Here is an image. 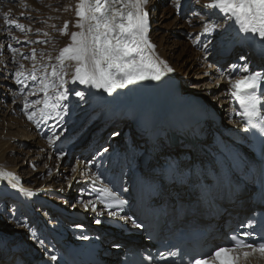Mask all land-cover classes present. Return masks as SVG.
<instances>
[{"label":"bare ground","instance_id":"1","mask_svg":"<svg viewBox=\"0 0 264 264\" xmlns=\"http://www.w3.org/2000/svg\"><path fill=\"white\" fill-rule=\"evenodd\" d=\"M21 1L22 0H0V38L3 35L4 30L6 31L7 28L4 23V13L8 12L12 19L23 24L26 29L25 32L22 33L15 28H11V30L15 32L13 34L19 42L17 43V54L29 57L28 59L23 57L21 60L18 58V64L16 63L18 65L17 69L20 68V65H23L24 68L22 71L25 72V76H28V74L32 72L33 66L35 65V74L38 77L35 82L31 79L22 78L24 80L22 86L36 89L39 86L40 78L45 76H47L49 80L58 83L56 78L51 76V66L58 64V62L53 61L52 58L55 59V57L59 55V51L71 43L70 34L72 32L80 31V29L74 26L79 19L76 16V6L79 0H66V9L70 10L69 15H66V22H68V29L65 38L66 41H64V43L61 42L62 46H60V49L54 54H52L48 48L46 49L43 47L45 43L43 36L45 34L43 35V33H39V31L36 30L37 28L34 26L36 23L33 25V20H31V18L43 19L49 17V12L46 13L47 10H45L48 9L46 8L48 0H41V3L37 5L30 4V2L25 4ZM5 2H8V4ZM162 2L165 1L163 0ZM209 2L210 0H203V3L201 4H192V12L199 13V15L195 16L197 18V22L200 24L201 29L197 32L198 34L195 35L191 43H189V47L186 44H181L182 47H179L180 43L178 44L173 43V41L171 42L172 46L177 45V47L181 48V53H185L190 59H186L184 56L181 57V59L178 57L174 59L172 57V53L175 51L176 46L172 48L171 45L169 46V37H171V34L167 38H164L162 35L154 42V38L159 36L157 31L162 28V26L156 27L157 25L159 26V24H155L154 22L151 26H149L148 38L150 42L155 45V55L166 61L173 69L172 72H165L160 80L148 79L137 81L133 84L126 85L123 88H118L113 93L109 94L103 89L98 91L96 88L80 85L78 82L71 83L73 74L71 65H73L74 62H66V64L69 65V68L65 70L67 71L65 80L68 81L65 84V88L72 91H69L67 100L60 101L61 105L67 107V113L64 115L63 122L60 123L59 126H57L58 118L41 120L39 113H37L39 126H37V124L33 123L32 121L28 122L29 120H26L25 122L21 121L22 124L21 122L18 123V121L14 120V118L10 116L12 110L9 111V114L2 117L3 119L1 121H5V124H3V122L0 123V169L14 173L19 178L20 187L29 190L32 193L34 192L42 198H46L48 195V197L53 199L51 202L54 204L60 203L61 205H64L65 202H67L73 196V194L75 195L76 201L73 202V211L78 218L72 219V222H66V236H70L69 244L78 245L85 239L86 236L89 237V239H93V237L96 236L103 237V234L106 235L104 238L107 236H109L107 238H111L116 234L120 236V233L117 230L110 231V235H108L109 230H111L108 225L109 216L104 211L103 206L97 203L98 212H93L91 209L85 211L83 204L78 203V201L81 200L87 201L92 199L91 196L95 192L93 189L95 188L98 190L102 187L100 181H96L95 183L91 181L83 182L82 179L90 178L92 180L91 173H97L95 168L96 159L99 161L105 160L110 172L114 173L115 171H118L119 167L116 168L117 166L113 162L114 156H116L115 153H117V156L120 155L126 157V155L131 152V146L133 145L130 143V141L135 140L136 143H142L145 140L147 131L145 128L135 129V127L139 126L136 119L138 114L147 116L148 111L144 110L151 102L152 91L163 86V84H157V82L162 81L165 83L169 78H175L182 82L184 79H186L183 84L181 83V86H183L184 90L186 91L185 95L191 94L194 97L202 100L210 115V118L205 120L203 127L199 128L198 133H195V129L197 128H187L188 133L190 134V140L195 142V152L193 154L181 148L184 144L180 139H178L181 136V130H175L174 133L172 132L168 134L165 140L160 138L157 141L154 150L146 153V155L149 157L148 167L154 168L158 172H161L163 169L167 171V166H169L171 169H178V166H176L177 161H181L183 167V178L180 180L178 175L175 172H172L174 184L168 189V195H173V197L171 196V201L173 203H176V200L174 199L177 197L178 192L182 190L184 191L183 197H190L186 187L178 186L177 182L182 181L185 184L186 181H189L188 175L189 167L192 163L190 162L191 158L194 159V164H196L200 173L203 175L206 169L213 171L219 166L225 165V161L228 158H231L233 154L244 156L245 153H248L249 148H251V137L242 127L239 116L236 115V101L230 95V85H220L218 80V68L219 72H224V65L226 63L230 64L227 67H230L231 65H237V58L234 55L239 53L241 56L246 57L245 62L248 63L249 66L257 69H264V52L260 51L261 46L256 48V45H261V41L258 38L254 47L236 43L232 37L234 33H236L235 30L237 29L238 25L233 19L226 17L225 14L220 13L218 10L205 7V5ZM180 3H182V6L184 3L187 4L188 0H180ZM157 6V4H152L151 2H149L147 5V10L149 11V16L151 15L152 20L154 19V11ZM173 6L175 5L172 0L168 2L167 5L162 7V9L164 12H173ZM177 13L179 12L177 11ZM176 17L178 18L177 14L175 15L174 19H176ZM149 20L150 19L148 17V22ZM36 21L38 22V20ZM206 22L223 25V27L218 28L216 32L211 34H203V25ZM150 28L156 29L150 32ZM50 29L47 30L46 38L55 40L59 43V41L54 38H60V35H57V33H49L48 31H50ZM198 35L200 37V43L197 45H192L193 40ZM37 41L41 42L37 43ZM2 42L3 41L0 39V74L6 76L9 74L11 62L14 60H12V58L15 57V55L10 56V52L6 53V49L3 47ZM205 45H210L207 52L205 51ZM39 46L45 51L41 52V50L36 49ZM33 49H35L36 52L35 60L31 59ZM203 56L205 57L202 58ZM210 64L212 67H209ZM45 65H48V67H45ZM238 74V72L235 73L236 76ZM192 75H195V79L197 81H192ZM206 80H209V82ZM202 83H206L205 86L207 85L208 87H202ZM14 86L15 89L12 90L8 85L1 83L0 89L3 90V93L5 90H9L8 93L14 92L16 95L21 97V95L24 93L23 89L20 88V85L17 84L16 81ZM261 89L264 91V83H262ZM75 91L84 92L85 98L82 100L75 96ZM24 94L26 95V93ZM49 94L51 102L55 103L56 90L50 88ZM43 95L44 94L42 92H38V100H42ZM14 100L17 101L16 99ZM18 100L21 101V99ZM262 100H264V96H262ZM40 107H42V104L39 105L38 108ZM126 108L137 110L139 113L133 114L129 111V113L126 114ZM2 110L0 108V116L3 113ZM60 110L61 109H57V111ZM48 111L51 110L49 109ZM54 115L55 114L53 113V116ZM182 115L183 112L178 109H173L165 119L176 120ZM24 117H26V115H24ZM91 117L95 118V120L91 123V125H89L90 128L75 136L76 138L71 140V143H69L70 140L68 141V138L72 136L75 130L81 128V125H83L87 119ZM154 117L158 121H162V118L157 116ZM67 121H70L71 123L69 125L67 124L68 126L66 129L62 131L63 135L56 142V146L57 148H60L64 151L66 144L64 152L67 153V151H70L75 155L76 160L72 168L75 166L78 168V171L73 172L71 168L70 174L65 180L63 188L64 190H62V188L59 186L61 182L59 183V176L55 172H53L51 177H49V174L42 177V180L39 182L41 185H38L36 182L41 176L39 172H41L46 166H48L51 170L57 167L56 159L58 153L56 148L49 146L48 143H46V140H48V137L53 134V131L58 132V130L63 125H65ZM221 122L222 125L220 126ZM119 124L124 125L127 128V132L123 134L121 138L119 135L113 136V142L111 145H106L104 147L106 135ZM70 128L72 130L68 132ZM116 132L120 134L121 131L118 130ZM211 135H213L212 140H210ZM31 138L33 139L31 140ZM171 143H175V145L170 147L171 145L169 144ZM208 143H214V145L210 147ZM91 146L94 147V150H98L94 157L90 160L92 163L86 167H84V164H78V161H85V159L91 155L88 153ZM109 146H111L110 149ZM100 148L102 149L100 150ZM20 149L21 159L19 162H17L19 158L14 160L12 153L15 150ZM104 149H107L109 153L107 154L104 152ZM97 153H102V155H97ZM44 156H47V162H45L38 170V165L42 162ZM33 162L37 163L38 165H34ZM124 164L125 161L123 159V165ZM24 165L29 169V177L21 176L22 174L19 170H22ZM47 170L48 169H44L43 172H46ZM8 183V180H0V224L5 225L0 226V264H4L5 262L6 264H15L14 262L17 252L15 251V245L13 242L20 237L23 239H30L33 245L36 246L35 249H37L41 256H53L55 253L47 248L46 243H43V245L39 243V240H43L44 242L45 239H51V236L46 230L44 224H42L41 220L35 214H32L23 206H14L12 202L10 203L11 206H9L10 211L7 213V215L4 214V204L6 201H9V198H7L4 194ZM244 197L245 196H242L237 199H242ZM242 205L245 206L246 202L243 201ZM39 207L48 209L46 218L48 219L47 224L49 226H54L55 228L61 230L64 229L62 225L58 224L59 222L58 218H56L57 216L55 211L57 208L64 206H52L50 208L47 206ZM228 207L229 206H223V208L228 209L227 213L233 214L236 211L234 209L230 210ZM225 215L226 213L220 217V221L217 223V225L223 224ZM193 216H195V214H193ZM96 220H100L101 223H96ZM81 227L87 229V232L85 233L81 231ZM32 233H35V237H38L39 239L33 237ZM115 241L116 239L113 238L112 242ZM103 243L104 244L101 246V252H114V243H109L107 241H103ZM116 255L117 253H112L107 259L105 258L106 261H104V264H117L115 262L116 258H114ZM101 259H104V257H101Z\"/></svg>","mask_w":264,"mask_h":264},{"label":"snow or ice","instance_id":"2","mask_svg":"<svg viewBox=\"0 0 264 264\" xmlns=\"http://www.w3.org/2000/svg\"><path fill=\"white\" fill-rule=\"evenodd\" d=\"M148 3L149 0H79L76 6V16L79 19L74 26L80 31L70 34L71 43L63 47L59 51V55L55 57L58 64L51 66V76H54L58 83L49 80L47 76L40 78L39 86L32 94L42 92L43 99L31 103L26 102L25 108L41 104L42 107L26 112L27 119L39 126L37 120V113H39L41 120L58 118L57 126L63 122L67 107L61 105L60 101L67 100L69 91H72L65 88V84L68 82L65 80L67 75L65 70L69 68L66 62H74L71 65L73 73L71 83L78 82L80 85L103 89L109 94L137 81L160 80L165 72H172L173 69L168 63L155 55V45L148 38ZM173 3L179 12L180 0H173ZM205 7L216 9L226 17L233 19L239 26L240 32L251 33L253 38L258 36L261 41V51L264 52V0H210ZM192 15H199V13L193 12ZM4 23L5 26L15 28L22 33L26 30L25 26L12 19L8 12L4 13ZM222 27L223 25L206 22L203 25V34H211ZM67 29L68 22H65L59 29L60 34H66ZM40 42L37 41V43ZM199 43L198 35L193 40V44ZM8 47L13 53H17L16 48H12L11 45ZM209 47L210 45H205L206 52ZM28 58L25 56V59ZM31 59H36L35 49L32 50ZM240 59L246 60V57L241 56ZM209 67L212 65L210 64ZM232 67L235 72L242 74L237 79H231V75H229L230 95L240 105V111L236 115L240 116L248 127L259 129L261 133H264V111H262L264 110V100H262L264 91L261 92V95H257V90L261 89V85L264 83V71L252 72L248 63ZM23 68L24 66L20 65V68L15 72L17 84L24 82L22 78L31 79L34 82L38 79L35 74V65L28 76H25ZM223 75L224 73L221 72V76ZM50 88L56 90L55 103L50 100ZM74 94L82 100L85 98L84 92L75 91ZM49 109L51 111H48ZM57 109L61 110L57 111ZM62 135L63 132L53 131V134L48 137V145L56 148L58 159L66 155L56 146V142ZM118 135L117 132L113 133V136ZM104 152H107V149H104ZM97 155H102V153H97ZM77 163L87 166L92 161H78ZM72 171L77 172L78 168L74 166ZM91 176L93 183L102 179V174L96 172H92ZM0 180H8L12 188L18 189L25 196L33 195L31 191L19 186V178L12 172L0 169ZM93 191L97 192L95 201L92 199L78 201L83 204L85 211L91 209L93 212H98L97 203H99L103 205L104 211L109 217L121 216L123 206L127 201L121 199L116 191L107 184L98 190L94 188ZM122 219L126 222L131 221L136 228L142 227L127 215ZM96 223H101V221L96 220ZM240 228L250 229L251 223H242ZM32 236L35 237V233H32ZM251 236V231H237L225 241V246L217 247L214 252L203 253L201 254L203 258L190 260L189 264H240L241 256L248 258L253 253H260L264 256V238L261 242H257L251 240ZM242 237L249 239L246 240ZM39 243L43 245L44 242L39 240ZM115 247H119V245H115ZM242 249L250 251H241ZM164 255V253H160V258L164 259ZM169 255L174 256L175 253L170 252ZM51 259L56 260L57 257L53 255Z\"/></svg>","mask_w":264,"mask_h":264},{"label":"rangeland","instance_id":"3","mask_svg":"<svg viewBox=\"0 0 264 264\" xmlns=\"http://www.w3.org/2000/svg\"><path fill=\"white\" fill-rule=\"evenodd\" d=\"M42 1H44V0H42ZM53 1V2H52ZM63 1V2H62ZM163 0H158V3H157V0H149V2H151L152 4H157L158 6H157V8L155 9V11H154V19L152 20L151 19V15L149 16V22H150V24H149V26H151L152 24H153V22L156 24V23H158L159 24V26L157 25L156 27H161L162 26V28H160L157 32H158V34H159V36L158 37H156V38H154V42L156 41V40H158L159 39V37H161L162 35L164 36V38H167V37H169V35L171 36V37H169V46L171 45V48L172 47H175V51H173V53H172V57L175 59L176 57H178L179 59H181V57H186V59H190L189 57H188V55H186L185 53H181V51H180V49L181 48H179V47H182L181 46V44L183 45H189V43H191V41H192V39L195 37V35H197L198 33V31L201 29L200 28V24H199V22H197V18H196V16L195 15H192V9H191V7H192V4L193 5H198V4H201V3H203V0H188V3L187 4H185L184 3V5H182L181 6V8H180V11H179V13H177V9H176V7L175 6H173V8H174V11L173 12H164L163 11V9H162V7H164L165 5H167L168 4V2H170V1H172V0H164L165 2H162ZM22 3L24 2L25 4H27V3H29L30 2V4H35V5H37V4H40L41 3V0L39 1V0H22L21 1ZM197 2V3H196ZM6 4H8V2H5ZM47 3L48 4H46V8H48V9H45V10H47L46 11V13H48L49 12V17H47V18H43V19H34V18H31V20H33L32 21V23H33V25L37 28L36 30H38L39 31V33H43V35L45 34V33H47V30L48 29H50V31H48L49 33H51V34H53V33H57V35H60V38H54V39H56V40H58L59 41V43L58 42H56L55 40H52V39H47L46 38V35H44L43 37H44V45H43V47L44 48H48V50H50L51 52H52V54H54L55 52H57L59 49H60V46H62V43H64V41H66V34H64V35H61L60 34V31H59V29H61L62 27H63V25H64V23L66 22V15H69V13H70V10H67L66 9V0H48L47 1ZM165 3H167V4H165ZM180 4H182V3H180ZM4 5V4H3ZM45 5V4H44ZM44 5H43V7H44ZM190 5V6H189ZM41 7V6H40ZM188 7H190V8H188ZM198 7V6H197ZM5 8V7H4ZM3 8V9H4ZM51 9V10H50ZM42 11H43V9H42ZM177 14V16H178V18L176 17V19H174L175 18V15ZM52 17V18H51ZM51 18V19H50ZM36 20H38V22L36 21ZM43 20V21H42ZM45 21V22H44ZM180 21V22H179ZM195 21V22H194ZM51 22V23H50ZM184 22V23H183ZM39 23V24H38ZM162 23V24H161ZM42 24V25H41ZM197 24V25H196ZM49 25V26H48ZM39 26H41V27H39ZM165 26V27H164ZM174 26V27H173ZM181 26V27H180ZM39 27V28H38ZM47 27H49V28H47ZM54 27V28H53ZM177 27V28H176ZM10 29V30H9ZM41 29V30H40ZM45 29V30H44ZM151 30H150V32H152V31H154L156 28H150ZM57 31V32H56ZM173 31V32H172ZM59 32V33H58ZM149 32V33H150ZM172 32V33H171ZM5 33V34H4ZM4 33H3V35L1 36V40L3 41L2 42V45H3V47L6 49V53H8V52H10V56H13V55H15V57H13L12 58V62H11V65H10V67H11V69L9 70V74H7L6 76L5 75H2V74H0V84L1 83H3V84H5V85H8L12 90L13 89H15V86H14V84H15V71H17L18 69H17V67H18V61L17 60H21V59H23V57H25V55H19V54H17V53H13L11 50H10V48L8 47L9 45H11V47L12 48H16V49H18V47H17V43H19L18 42V40H17V38L16 39H13V37H15V35L13 34V33H15L14 31H12L11 30V27H7L6 28V31L4 30ZM168 33V34H167ZM171 38V39H170ZM17 40V41H16ZM46 40V41H45ZM63 40V41H62ZM167 40V39H166ZM173 41V43H180V46L179 47H177V45H174V46H172V44H171V42ZM7 42V43H6ZM62 42V43H61ZM192 45H194V44H192ZM184 47V46H183ZM189 47V46H188ZM36 49H38V50H41V52L42 51H45L42 47H37ZM5 52V51H4ZM18 52V51H17ZM219 54V53H218ZM19 56V57H18ZM21 56V57H20ZM205 56H203L202 58H204ZM19 58V59H18ZM53 59V61H56L54 58H52ZM17 61V62H16ZM17 63V64H16ZM212 64V63H211ZM16 68V69H15ZM36 68V67H35ZM10 71H11V73H10ZM219 75V74H218ZM211 78V77H210ZM184 80H186V79H184ZM193 80H196L195 79V75H192V81ZM197 81V80H196ZM207 82H209V80H206ZM8 82V83H7ZM214 82V81H213ZM10 83V84H9ZM12 83H14V84H12ZM157 84H164V82H162V81H159V82H157ZM205 84L206 83H202L201 85H202V87H204V88H207L206 86H205ZM20 85V88L21 89H23V91H24V93H26V95L23 93L22 95L24 96H22L21 95V97L19 96V95H16L14 92L13 93H8L9 92V90H5L4 91V93H3V90L2 89H0V108H1V110H2V112L4 113V115H3V113L1 114V116H0V123H2L3 121H1L3 118L2 117H4V116H6L7 114H9V111L10 110H12L11 111V113H10V116L12 117V118H14V120H16V121H18V123L19 122H25L26 120H28L27 119V116L26 117H24V115H25V113L26 112H31V111H35L38 107H39V105H33L31 108H25V103L27 102V103H31V102H33L34 100H38V98H37V95H38V92H36V94L35 95H33L32 93H33V91H35V89L34 88H28L27 86H22V84H19ZM144 86V85H143ZM147 87V86H146ZM100 89H98V91H99ZM28 92V93H27ZM8 93V94H7ZM14 95H16L17 96V98L18 99H21V101L20 100H18L17 98H16V96H14ZM28 95H29V97H28ZM6 96V97H5ZM20 97V98H19ZM14 99H16L17 101H15ZM27 99V100H26ZM14 100V101H13ZM3 101V102H2ZM25 101V102H24ZM15 102V103H14ZM23 102V103H22ZM13 103V104H12ZM18 103V104H17ZM23 104V105H22ZM8 106V107H7ZM24 106V107H23ZM7 107V108H6ZM23 107V108H22ZM34 107V108H33ZM35 109V110H34ZM14 110V111H13ZM17 114H16V113ZM19 113V114H18ZM12 115H14V116H12ZM18 117V118H16V117ZM19 117H20V120H19ZM22 118V119H21ZM5 119V118H4ZM94 120H95V118H89V119H87V121L83 124V125H81V128H79L78 130H75V132L72 134V136H70L69 138H68V141L70 140V142L69 143H71V140H73V139H75L76 137L75 136H77V135H79V134H81L82 132H84L86 129H88V128H90L89 127V125H91V123L92 122H94ZM22 122H21V124H22ZM28 122H31V121H28ZM69 122V123H68ZM71 122L70 121H67L66 122V124L65 125H63L59 130H58V132L60 133V132H62V131H64L65 129H66V127L70 124ZM3 124H5V121L3 122ZM68 124V125H67ZM72 129L70 128V130L68 131V132H70ZM118 130V128L117 129H114V130H111L108 134H107V136L108 135H112L114 132H116ZM58 132H56V133H58ZM66 136V135H65ZM33 138H31V140H32ZM20 140H21V138H20ZM47 142L46 143H48V140H46ZM44 142H45V140H44ZM65 148H66V144H65V147H64V151H65ZM68 155V156H67ZM21 149L20 150H15L13 153H12V157H13V159L14 160H16V159H18L17 160V162H19V160L21 159ZM70 157H72V158H70ZM75 160H76V158H75V155L74 154H72L70 151H67V153H66V155H64L63 157H61V158H57L56 159V162H57V167L56 168H53V170H51L48 166H46L44 169H48L46 172H43L44 171V169L41 171V172H39V174L41 175L40 176V178H38V180H37V184L38 185H41V183H39L41 180H42V177H44V176H46L47 174H49V177H51V175L53 174V172H55L56 174H58V176H59V183H60V187L62 188V190H64L63 188H64V184H65V180H66V178L69 176V174H70V170H71V168H72V166L74 165V163H75ZM45 162H47V156H44V159L42 160V162L38 165L37 163H35V162H33V164L34 165H38V170L43 166V164L45 163ZM85 165V164H84ZM88 166V165H87ZM84 167H86V166H84ZM19 171H21L20 173L22 174L21 176L22 177H24V176H26V177H29L30 176V174L28 173V171H29V169L24 165L23 167H22V170H19ZM42 173V174H41ZM24 181H26V180H24ZM79 181V180H78ZM29 184V183H28ZM26 185V184H25ZM72 193H74V192H72ZM46 197H48V195L46 196ZM76 201V197H75V195L73 194V196L66 202V206L64 207V209H67L68 211H71V212H73V202H75ZM56 203V202H55ZM3 211H4V214H6L7 215V213L10 211V208H9V206H4V208H3ZM0 226H5V225H2V224H0ZM6 227H8V226H6Z\"/></svg>","mask_w":264,"mask_h":264}]
</instances>
